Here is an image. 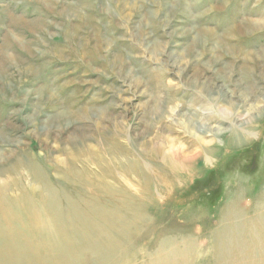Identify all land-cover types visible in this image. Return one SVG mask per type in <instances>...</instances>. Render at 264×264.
I'll list each match as a JSON object with an SVG mask.
<instances>
[{
	"label": "rangeland",
	"instance_id": "rangeland-1",
	"mask_svg": "<svg viewBox=\"0 0 264 264\" xmlns=\"http://www.w3.org/2000/svg\"><path fill=\"white\" fill-rule=\"evenodd\" d=\"M261 94L264 0H0V160L14 171L2 180L19 178L36 200L46 184L63 208L98 181L109 185L139 222L132 217L106 264L259 258L227 251L222 232L233 220L242 247L259 239L264 112L252 119L249 109H264ZM191 118L212 144L184 162L197 143ZM156 176H171L170 188ZM12 226L31 230L27 219ZM97 256L77 263L100 264Z\"/></svg>",
	"mask_w": 264,
	"mask_h": 264
},
{
	"label": "bare ground",
	"instance_id": "bare-ground-1",
	"mask_svg": "<svg viewBox=\"0 0 264 264\" xmlns=\"http://www.w3.org/2000/svg\"><path fill=\"white\" fill-rule=\"evenodd\" d=\"M261 96L264 97V94H261ZM250 107L249 114L253 113L249 116H252V119L263 116L264 109L259 106L251 105ZM226 112L228 113V111ZM190 122L193 124L188 125L190 128L187 129L188 131L190 130V133L195 134L194 138L197 143L192 145L193 151L181 153L180 158L184 162L199 160L207 151L209 152L208 148L210 144H212V141H206L201 134L204 132L209 133L207 128H205V126L199 128L197 125L198 122H195L192 118ZM242 125L244 124L242 123L239 127H242ZM225 131L226 130L220 129L216 132V135ZM236 132L237 131L233 132V134L239 136ZM246 132L242 133L245 134ZM242 133L240 132L239 137L242 136L241 138L244 141L246 138ZM247 134L248 133H246V135ZM216 135L214 134V136ZM7 161L8 159L5 156L0 160V239L3 241V243L0 244V259L3 260L0 261V264H16L18 259H23L29 263L34 262V264H78L81 256H84L85 259L89 261L90 256L93 254L99 256L100 264H106L111 262L113 255L120 250L118 246L119 243L116 239L127 233L126 225L130 224L132 217H134V222H139L135 218V209H127L125 206L118 208L120 204L119 199L116 198L117 195H114L113 191L108 188L109 185H102L101 181L93 185L92 191L87 193L85 197L78 198V200L70 199V197L66 198L65 201H69L67 208H63L62 205H60L62 202L56 199L59 193L56 194L52 191L53 188L46 184L43 185V190L41 191L42 195L39 197V200H36V195H33V192L26 191L19 178L10 181L12 183H5L2 180V178H11L13 176L12 173H14L13 170L4 169V165H7ZM23 165H21L20 162L17 167ZM150 166L146 169H149ZM151 170H153V167ZM8 171L9 173L7 174ZM154 173L155 176L156 172ZM106 175L107 178L110 177V174L106 173ZM39 177L40 175L36 174L34 179V182L37 184L40 182L43 183V180L41 181L38 179ZM167 177L168 179L156 176L155 186L161 184L166 188H170V182L166 180L171 179V176ZM62 184L65 183L62 181ZM119 187L120 183L118 182L117 188ZM9 190H17L21 192V194L18 197L16 196V198L11 197L7 194ZM129 193L133 194L134 191L126 188L125 195L127 197L130 196ZM19 204L25 208V214L15 216L12 212L13 207ZM122 211H127V213H123ZM16 218H19V220L27 219L29 221L31 226L29 233L23 235L18 229V231L13 229L12 221ZM234 223L233 220L223 223V226L226 228L224 229L225 231L222 232V235L225 237L227 236L225 239H230L232 242V245L226 248V250L231 251V248H233L246 251H252L253 249L255 251L257 249L259 250V258L254 261L253 257H247L246 261L250 263H245L264 264V215L259 223L261 228L258 241L253 243L249 242L250 244H246L243 247L239 241L242 239L246 240V236L242 235V233H234L231 231V226ZM67 225L72 227L69 231L66 230ZM227 228L229 229L226 230ZM231 236H233V238H230Z\"/></svg>",
	"mask_w": 264,
	"mask_h": 264
}]
</instances>
